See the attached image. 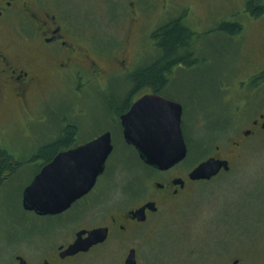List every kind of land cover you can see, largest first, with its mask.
Segmentation results:
<instances>
[{"label":"rangeland","instance_id":"374dc122","mask_svg":"<svg viewBox=\"0 0 264 264\" xmlns=\"http://www.w3.org/2000/svg\"><path fill=\"white\" fill-rule=\"evenodd\" d=\"M246 1L139 0L129 17L132 11L124 0H58L62 13L79 28L76 40L106 52L97 58L101 75L79 67L77 76L105 80L86 79L79 86L70 78L47 81L29 103L31 118L13 102L0 106V146L24 160L37 153L52 133L63 129L65 122L77 128L74 147L109 129L113 149L89 200H100L103 210L136 203L149 180H161V175L124 144L113 118L115 105L127 103L125 79L159 56L151 32L181 16L192 34L188 44L193 63L172 67L163 93L182 107L188 150L177 169L188 171L214 145H223L225 138L245 129L264 107V16L249 19L244 12ZM231 20L240 24L239 33L229 35L228 30L218 29ZM127 34L131 39L123 56L118 46ZM36 171L35 164L18 163L0 186V264H15L13 253L27 255L31 248H45L69 236L64 215L42 218L21 208L23 188ZM261 230L264 130L255 132L242 147L229 174L211 183L194 182L140 231L141 264H208L218 248L222 253L216 255L226 264L240 246L264 245ZM149 237L147 244L143 240ZM123 248L114 247L113 253L120 255ZM106 258L97 263L104 264Z\"/></svg>","mask_w":264,"mask_h":264},{"label":"flooded vegetation","instance_id":"af4514ba","mask_svg":"<svg viewBox=\"0 0 264 264\" xmlns=\"http://www.w3.org/2000/svg\"><path fill=\"white\" fill-rule=\"evenodd\" d=\"M247 1L244 4V12L249 19H257L264 16V12L259 16H254L245 11ZM262 1L264 2V0ZM124 2L129 10L132 11L131 15H127L131 17L139 5V0H124ZM255 6L261 7L259 3L254 1L251 9L253 7L255 9ZM70 20L68 16L62 13L58 0H0V106L9 105V102H13L19 108L23 107V110H26L23 111L26 115L25 117L31 118V115L28 114L29 103L40 95L47 81L70 78L75 83L77 82L78 86L82 85L86 82L87 78L77 76V68L79 67L82 69L92 68L97 72V75L102 74V70H100V65H102L100 63V55L106 52L92 47L89 49L80 44L76 40L79 28L71 23L72 21L70 22ZM227 23L238 24L240 26L235 20ZM130 39V34H127L124 37L123 45L118 46V49L121 47L120 52L124 54L123 56L127 52L126 49ZM109 52H111L110 49H108ZM97 58L100 59L97 60ZM121 62L125 63L124 60ZM88 72L91 74V71ZM95 78L87 80H105L101 77ZM125 82L127 87L125 99L127 103L125 106L116 109L113 118H115L120 129L124 144L132 148L137 154L138 159L145 164L139 158L135 147L124 139L120 116L126 113L135 101L145 95H159L170 100L172 99L153 87L144 86L135 88L131 77H127ZM2 120L3 118L0 117V124ZM181 129L186 145L182 117ZM259 130H264V107L254 119L248 122L245 129L238 132L234 137L225 138L223 145H214L211 151L207 152L202 159L186 172L178 171L177 169L178 164L184 159L166 170H158L145 164L158 171L161 175V180H149L148 184L146 183L147 186L144 187V193L134 204L113 207V209L105 208L103 210L104 205H101L100 200L97 202L89 200L90 195L97 186L98 178L104 174L105 167L103 172L97 177L90 191L58 213L40 215L32 210H25L22 207V192L20 205L25 212L33 213L35 216L42 218H59L64 215L68 223L67 229L70 233H68L69 236L63 237L51 245L48 243L45 248H31L27 255L20 252L13 253L12 259L15 264H20L18 258H22L24 264H98L105 257L107 258L104 264L143 263L140 253V246L142 244L140 231L147 228L153 218L159 216L162 210L176 201L194 182L211 183L214 180L220 179L222 175L229 174L233 168V162L240 156L242 147ZM62 131L63 129H58L52 133L48 137V140H46V143L40 144L39 149L54 141L61 135ZM107 131L111 135L109 129L104 132ZM111 143L113 146L112 136ZM74 146L75 144L72 147ZM0 150L6 152L9 161L13 164L37 165V171L23 189L31 183L42 167L51 162L56 155L49 159H43L36 156L37 153H35L24 160H18L1 146ZM209 159L225 162L226 168L223 165L220 166L217 173L208 179H191L189 175L192 170L198 164ZM15 167H7L2 170L0 173V186L13 175ZM262 227L263 224L260 228L262 229ZM98 228L106 230V236L103 241L91 245L85 251H79L72 255L64 254L65 250L76 240L77 233ZM261 231L264 233V230ZM81 237L83 239L86 238L87 233ZM151 239L149 237L143 241L148 244ZM248 244L237 248L239 253L235 257L228 259L229 261L226 264H264V245H261V243L257 245L253 242ZM213 245L216 249L218 248L217 242L213 243ZM118 246L124 247L120 255L113 253V248ZM106 250H110L111 253L106 254ZM216 253L222 252L218 248L213 253L215 256L211 259L215 262L213 263L209 258L207 259L208 264H224L221 262L223 259H219V255H216ZM129 257H131V260L128 263ZM261 259L262 262L260 263Z\"/></svg>","mask_w":264,"mask_h":264},{"label":"water","instance_id":"95a60500","mask_svg":"<svg viewBox=\"0 0 264 264\" xmlns=\"http://www.w3.org/2000/svg\"><path fill=\"white\" fill-rule=\"evenodd\" d=\"M181 114L179 103L159 95H145L120 116L123 137L135 147L146 165L166 170L182 161L187 154ZM112 149L111 135L107 131L76 147L59 151L24 189L22 207L40 215L63 211L91 190ZM222 165L225 167V162L209 159L198 164L189 177L208 179ZM85 233L87 237L83 239L81 236ZM76 236L65 255L85 251L103 241L106 230L81 231ZM18 259L20 264H24L22 258ZM130 260L131 257L128 263Z\"/></svg>","mask_w":264,"mask_h":264},{"label":"trees","instance_id":"16d2710c","mask_svg":"<svg viewBox=\"0 0 264 264\" xmlns=\"http://www.w3.org/2000/svg\"><path fill=\"white\" fill-rule=\"evenodd\" d=\"M254 1L259 3L261 7L255 6V9L254 7L251 9ZM263 3L262 0H248L245 11L254 16H259L264 12ZM218 29L223 31L228 30L229 35H234L239 33L240 26L238 24L223 22L219 25ZM191 35L192 34L187 26L182 23L181 16L170 19L155 28L150 34V39L153 46L158 47L160 54L157 58H153L149 64L147 63V65L136 69L132 73L130 77L133 80L134 87L139 88L149 86L160 91V93H163L164 88L168 83V73L171 68L180 64L193 63L190 58L193 53L188 44ZM122 106L123 105L117 104L115 105L114 110L116 111V109H119ZM65 124L61 135L51 143L39 149L36 156L43 159H49L59 151L66 150L76 143V126L70 122H65ZM15 166L17 165L9 161L6 152L0 150V173L4 168H12Z\"/></svg>","mask_w":264,"mask_h":264}]
</instances>
